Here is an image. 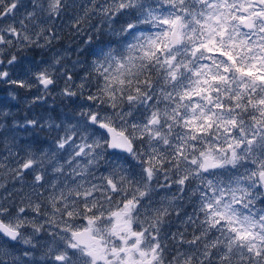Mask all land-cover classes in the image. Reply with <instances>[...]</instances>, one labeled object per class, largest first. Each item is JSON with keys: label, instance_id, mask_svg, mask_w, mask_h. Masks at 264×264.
I'll return each mask as SVG.
<instances>
[{"label": "snow or ice", "instance_id": "obj_1", "mask_svg": "<svg viewBox=\"0 0 264 264\" xmlns=\"http://www.w3.org/2000/svg\"><path fill=\"white\" fill-rule=\"evenodd\" d=\"M0 264H264V0H0Z\"/></svg>", "mask_w": 264, "mask_h": 264}, {"label": "rangeland", "instance_id": "obj_2", "mask_svg": "<svg viewBox=\"0 0 264 264\" xmlns=\"http://www.w3.org/2000/svg\"><path fill=\"white\" fill-rule=\"evenodd\" d=\"M79 39H80V38H76V39H75V42H77ZM73 41H74V40H73ZM65 43H66V42H65ZM71 44H72V43H71ZM65 46L68 47V48L70 49V46H69V45L65 44ZM75 46H76V45H75ZM70 50H71V49H70ZM70 58L74 59L75 57H74V55H73V56H70ZM4 98L7 99L6 94H4ZM53 104H54L53 100L49 97V98H48V105H43L41 108L36 109V111H37V112H41V111H43L42 108H44V107H48V106L53 105ZM19 107H20V105H16V106H14V107L12 108V111L15 112V111L17 110V108H19ZM20 114H21V115L24 114L23 110H21Z\"/></svg>", "mask_w": 264, "mask_h": 264}, {"label": "trees", "instance_id": "obj_3", "mask_svg": "<svg viewBox=\"0 0 264 264\" xmlns=\"http://www.w3.org/2000/svg\"><path fill=\"white\" fill-rule=\"evenodd\" d=\"M65 44H67V45H69L70 46V49H73L74 47H75V45H76V42H75V40L73 41H69V40H67V33L65 34ZM77 38H79V37H77ZM72 43V44H71ZM52 100H53V102L54 101H56L57 103H56V106H57V110H60L59 109V105H58V101H57V98L55 97V96H52V97H50ZM42 110H43V108H42Z\"/></svg>", "mask_w": 264, "mask_h": 264}]
</instances>
